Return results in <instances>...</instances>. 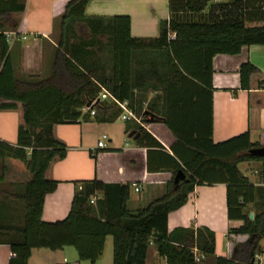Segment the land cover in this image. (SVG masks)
<instances>
[{"label": "trees", "instance_id": "obj_1", "mask_svg": "<svg viewBox=\"0 0 264 264\" xmlns=\"http://www.w3.org/2000/svg\"><path fill=\"white\" fill-rule=\"evenodd\" d=\"M88 1L66 2L48 75L17 78L5 32L18 28L19 21L11 15L24 10L25 0H0V100L9 101L0 108L12 109L19 102L23 112L16 144L0 140V181L7 172L6 158L22 161L30 173L19 195L24 204L22 224L6 229L11 237L8 264H27L33 248L67 246L75 249L79 260L94 263L103 255L107 236L112 238V264H145L150 243L165 264H199L193 250L200 260L214 256V233L206 227L168 231L167 215L186 202L195 184L217 181L226 184L227 217L242 221L229 233L247 235V239L233 243L229 257L214 256L213 264H252L254 255L262 251L264 211L251 219L245 212L252 200V186L237 164L258 160L264 172V157L248 153L261 147L250 141L248 132L219 143L212 141L211 59L216 54H236L242 46L264 45V24L245 25V14L253 17L254 12L246 11L243 18L244 9L237 1L231 4L236 11L222 14L234 13L230 20L220 19L214 10L209 13L213 15L210 21L190 16L178 20L185 17L177 14L179 7L199 14L209 0H180V5L179 0H171L177 19L161 22L155 38H136L130 35L128 15L85 16ZM220 7L215 10L221 11ZM238 73L240 88L248 91L251 76L259 70L245 62ZM256 86L264 87V79ZM103 89L116 100L127 101L141 123L164 124L175 143L187 152L184 158L174 150L181 159L178 170L188 181L171 184L165 195L136 211L126 207L129 185L85 181L74 194L66 217L45 222L41 219L45 195L58 184L47 180L45 172L54 159H63L67 153L66 146L53 137V126L88 118L90 112L82 114L81 109ZM149 92H155L156 97L146 102ZM92 109L98 121H111L121 113L110 97L99 99ZM139 124L138 131L144 133ZM208 171H214L216 178L207 176ZM98 192L101 198L90 203V197Z\"/></svg>", "mask_w": 264, "mask_h": 264}, {"label": "crops", "instance_id": "obj_2", "mask_svg": "<svg viewBox=\"0 0 264 264\" xmlns=\"http://www.w3.org/2000/svg\"><path fill=\"white\" fill-rule=\"evenodd\" d=\"M67 1L25 0L22 12L12 13L11 17L19 21V37L12 43L8 42L17 78L29 74L45 77L43 69L53 59L59 33L58 22ZM235 1L244 9L243 16L246 11H252V18L258 21L256 26L264 24V0H209L204 10L208 4H231ZM84 14L90 17L128 15L130 35L136 38H155L159 35L161 22L177 19L171 0H89ZM177 14L185 16L178 20L190 19V14L180 7ZM245 62L259 70V73L251 76L248 91L240 88L238 73L240 65ZM211 66L212 141L219 143L248 132L252 143L264 146V87L256 86L260 78L264 79V45L242 46L236 54H216L211 59ZM146 96L148 102L155 99L156 93L149 92ZM2 103L9 101L0 100ZM120 115L111 121H98L89 114L88 118L80 117L75 123L53 126V137L66 146L67 153L63 159H54L45 172L47 180L57 181L58 184L53 192L45 195L41 211L43 221L64 219L74 194L85 181L95 179L103 183L129 185L126 203L129 211L144 208L165 195L171 184L175 185L173 179L181 159L174 150L184 158L186 150L175 143L174 136L163 123L146 121L139 124L134 118L122 120ZM22 116L19 102H15L12 109L0 108L1 141L13 146L16 144L17 128L23 124ZM137 124L144 133L138 131ZM136 134L138 136L135 138ZM102 135L107 136L106 146L98 148L97 142ZM4 164L7 172L0 181V264H8L11 254L8 242L11 237L6 229L22 224L24 204L19 195L30 179V173L22 161L6 158ZM237 169L252 186V200L244 210L248 215L251 213L253 218L254 214L264 211L261 162L243 161L237 164ZM215 175L214 171L207 172L211 178H216ZM136 187L139 190L136 191ZM101 196L98 192L90 200L94 204ZM241 224V220L227 217L226 184L222 181L195 184L186 202L167 215L168 231L177 227H206L212 231L215 238L214 256L221 257L231 255L233 243L247 239V235L229 233ZM259 245L262 251L255 255H259L260 260H255L254 264H264V239L260 240ZM214 256H209L208 264H213ZM205 258L201 257L199 264H203ZM27 264H112V238L106 237L103 255L94 263L79 260L77 253L67 246L57 250L33 248ZM145 264H165L152 243L147 247Z\"/></svg>", "mask_w": 264, "mask_h": 264}, {"label": "built area", "instance_id": "obj_3", "mask_svg": "<svg viewBox=\"0 0 264 264\" xmlns=\"http://www.w3.org/2000/svg\"><path fill=\"white\" fill-rule=\"evenodd\" d=\"M5 37H6L7 42H9V43L14 42V40L19 37L18 29H16L15 31H7V32H5ZM173 37H174V33L170 34V38H173ZM22 38H25V37L23 36ZM107 97H110L111 100L116 104V106H118V108H120V110H121L120 117H121L122 120H126L128 118H134L135 120H137L138 123H141L138 118H135V116L133 115L132 111L129 109L127 101H118V100H116L115 98H113L104 89L99 93L97 98H94L93 100L90 101L89 105L84 106L81 109V112L82 113L90 112L89 114L93 115L94 114V110L92 109V105L96 101H98L99 99H105ZM106 139H107V136L106 135H102V138L97 142V147L98 148H105ZM135 190L137 191V190H139V188L136 187ZM90 202L92 203L93 200H90ZM193 254H194V257H195V261L199 262L200 261V257L197 254V251L195 249L193 250ZM255 260H260L259 255H255V257L253 258L252 264H254Z\"/></svg>", "mask_w": 264, "mask_h": 264}, {"label": "rangeland", "instance_id": "obj_4", "mask_svg": "<svg viewBox=\"0 0 264 264\" xmlns=\"http://www.w3.org/2000/svg\"><path fill=\"white\" fill-rule=\"evenodd\" d=\"M219 4L220 5H211V6H209V4H208L206 10H204L203 13L190 14L188 16H190L192 19H196V20H203V21H207L208 20V21H210V20H213V15L211 16L209 13L214 10L215 14L217 16H219L220 19H228V20H230L232 17H234V16H232V14H234V13H228V14H225L224 16L222 14L223 13H227L231 9H232V12L236 11V6L235 7L233 5L231 6L232 3L231 4L219 3ZM217 6H221L222 7L221 11L220 10H217V11L215 10V8ZM223 6H225V7H223ZM226 6H227V8H226ZM240 12L241 11L239 10L238 13H240ZM238 13H235V14H238ZM245 16H246V20H245V23H244L245 25H247V26H256L257 25L256 23L258 21L254 20V18L251 17L252 16L251 13L249 15L245 14ZM49 65H50L49 63L47 65L45 64V68L43 69L44 72L42 73L44 76L48 75V73H49L48 72L49 71ZM133 194L137 195V193H135V192H133ZM70 248H72L73 252L76 253V251H75V249L73 247H70ZM205 257L206 258L204 259V261H203L204 263L203 264H208L210 257L209 256H205Z\"/></svg>", "mask_w": 264, "mask_h": 264}, {"label": "water", "instance_id": "obj_5", "mask_svg": "<svg viewBox=\"0 0 264 264\" xmlns=\"http://www.w3.org/2000/svg\"><path fill=\"white\" fill-rule=\"evenodd\" d=\"M133 134V133H132ZM131 134V135H132ZM138 136V134H136L135 138ZM248 153L252 156H257V157H264V146H261V147H256V148H252L248 151ZM183 180H186L188 181L187 179H185V174L181 171V170H178L174 176V179H173V183L175 185H178L180 181H183ZM249 218H252V214L250 213L249 214Z\"/></svg>", "mask_w": 264, "mask_h": 264}]
</instances>
